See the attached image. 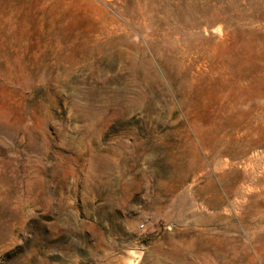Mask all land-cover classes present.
Wrapping results in <instances>:
<instances>
[{
	"label": "rangeland",
	"instance_id": "rangeland-1",
	"mask_svg": "<svg viewBox=\"0 0 264 264\" xmlns=\"http://www.w3.org/2000/svg\"><path fill=\"white\" fill-rule=\"evenodd\" d=\"M0 264H264V0H0Z\"/></svg>",
	"mask_w": 264,
	"mask_h": 264
}]
</instances>
